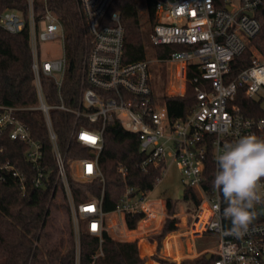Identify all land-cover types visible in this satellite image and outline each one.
Here are the masks:
<instances>
[{
    "label": "built area",
    "instance_id": "obj_1",
    "mask_svg": "<svg viewBox=\"0 0 264 264\" xmlns=\"http://www.w3.org/2000/svg\"><path fill=\"white\" fill-rule=\"evenodd\" d=\"M26 1V12L17 9L0 12V28L11 34L28 29L36 103L24 107L0 104V137L8 135L11 140L25 144L26 161L35 170L32 183L35 188H43L49 182V174L42 166L43 146L20 117L25 113L40 114L52 143L56 185L61 187L60 195L65 197L74 231H78V249L82 225L99 239L102 255L105 233L129 230L127 215H142L138 224L142 229L162 223L168 217L170 197L153 198L156 184L148 191L126 185L116 209L105 212V177L98 157L104 148L106 125L113 122L138 137L144 155L142 171L162 167L157 182L165 173L166 158L171 153L181 170L183 191H196L200 200L191 214L188 236L193 239L205 234L218 236L215 264H264V216L255 209L256 219L246 233L237 237L224 224L228 219L222 216V193L214 187L209 191L204 187L209 152L217 171V157L225 144L250 134L264 139V115L247 116L238 103L242 94L244 99L260 100L263 107L264 51L251 45V39L261 30L257 11L264 0L157 1L151 42L155 47H182L160 62L171 65L172 77L180 82L179 95L189 85L196 97L192 113L177 119L169 116L166 105L156 104L150 62L124 61L125 28L121 15L118 11L108 13L113 0H79L90 32V51L85 58L81 95L71 104L63 92L68 65L63 23L48 7L38 20L35 0ZM57 41L62 47L58 57L41 55V45ZM246 49L252 53L250 65L233 75L232 64ZM190 71L194 76L188 80ZM46 79L52 80L56 87L53 102L47 97ZM55 110L75 117L70 138L85 147L93 158L69 159L63 154L51 116ZM5 151L0 146V157ZM118 171L124 179L127 177L125 167L120 166ZM6 173L17 177L25 190V175L10 161L0 159V180ZM70 177L83 183L98 179L102 183L101 196L77 203ZM258 191L262 197L258 205L264 207V179L259 182Z\"/></svg>",
    "mask_w": 264,
    "mask_h": 264
},
{
    "label": "trees",
    "instance_id": "obj_2",
    "mask_svg": "<svg viewBox=\"0 0 264 264\" xmlns=\"http://www.w3.org/2000/svg\"><path fill=\"white\" fill-rule=\"evenodd\" d=\"M148 10L150 25L156 24V3L158 0H143ZM48 7L60 18L66 32V56L68 60L63 92L66 99L76 101L82 90V79L85 69V58L90 51V32L82 13L79 0H35L37 19L40 20ZM6 9L27 11L26 0H0V12ZM118 11L125 28L124 61L126 63L147 60V39L141 24L139 0H113L108 13ZM261 23L260 32L251 39V45L264 51V5L257 11ZM153 30V29H152ZM180 46H158L156 55L165 60ZM252 59L250 49H246L234 61L232 74L248 67ZM32 57L28 29L11 34L0 28V104L13 107H24L36 103V92L33 85ZM194 76L188 72V80ZM49 102H53L56 87L52 80H44ZM238 96L241 110L250 117L264 115L262 102L256 99H244ZM164 102L172 119L190 115L196 104L195 93L187 86L183 95L164 96ZM54 129L58 137V145L67 158H93L88 150L70 138L76 122L72 114L52 111ZM28 125L34 137L42 143V166L49 174V182L43 188H35L32 178L35 170L25 158V144L13 141L8 135L0 137V146L6 149L1 161H10L25 175V190L19 179L6 173L0 180V264H146L140 256L138 241H122L114 239L109 233L103 236L102 250L99 254V239L90 235L82 225L79 232L80 248L75 246V231L72 229L68 246L64 248V240L52 246L53 210H64L70 218L65 197L60 198L61 187L56 185V163L52 151V143L42 118L38 112L25 113L20 116ZM104 148L98 157L99 168L105 177L103 208L105 212H113L125 192L126 185L141 191L152 190L161 177L162 167L152 168L148 172L141 169L144 155L140 152L138 137L124 130L117 123H108L104 131ZM123 166L127 169L124 179L118 171ZM216 165L209 152L205 166L206 181L204 187L209 191L213 187ZM70 185L74 200L77 203L98 198L102 194V183L96 179L91 183L79 182L70 177ZM182 201L189 209H196L200 200L196 191L186 189ZM176 199L167 200L168 218L165 219L162 231L154 238L161 241L169 233L178 230ZM226 206L223 200V208ZM142 215H127L126 224L129 230H136ZM71 219V218H70ZM231 227L230 220L224 222ZM177 243L175 234L167 239V246ZM181 258L180 252L176 253ZM217 256L210 260L206 255L199 259L181 264H215ZM162 262H166L161 260Z\"/></svg>",
    "mask_w": 264,
    "mask_h": 264
},
{
    "label": "rangeland",
    "instance_id": "obj_3",
    "mask_svg": "<svg viewBox=\"0 0 264 264\" xmlns=\"http://www.w3.org/2000/svg\"><path fill=\"white\" fill-rule=\"evenodd\" d=\"M173 1V0H165ZM139 10L141 14V24L147 39L146 56L151 65V73L153 76L152 88L156 104L164 106V96L179 95L180 82L172 77L171 65L168 63L160 62L156 55V47L152 44L150 35L152 27L150 25L148 10L143 0H139ZM62 52L60 42L50 44H43L40 46V53L42 56L49 58L58 57ZM187 90V87L185 91ZM264 108V103H263ZM184 188L182 181L181 170L177 162L173 159L171 153L166 158V168L162 179L156 183L154 192L152 194L155 199H166L168 197L176 199V214L178 218V230L169 233L161 241V244L154 238L158 235L163 228L162 223H155L152 227L142 229L137 227V232H122L110 231L109 234L112 238L122 241H138L140 256L146 259V264H181L183 262L189 263L190 261L201 258L208 253L215 254V250L219 246V238L216 235L205 234L201 238L193 239L188 236L189 226L191 223V214L194 212L192 207L189 209L186 203L182 201L183 194L180 193ZM62 195H58V201ZM53 238L50 241L52 246L59 244L60 240H64V250L68 246L69 238L72 229H74L73 222L68 217L64 210H53ZM168 218V217H167ZM78 231H75V238H77ZM172 234L176 235L177 243L172 239V242L167 246V239ZM133 237V238H131ZM134 240V241H135ZM77 252V242L75 240ZM180 252L181 258L177 259L176 253ZM164 260L166 262L160 261Z\"/></svg>",
    "mask_w": 264,
    "mask_h": 264
},
{
    "label": "clouds",
    "instance_id": "obj_4",
    "mask_svg": "<svg viewBox=\"0 0 264 264\" xmlns=\"http://www.w3.org/2000/svg\"><path fill=\"white\" fill-rule=\"evenodd\" d=\"M264 179V139L244 135L224 145L217 157L213 187L220 191L226 206L222 216L230 220V233L241 237L256 219L261 203L259 182Z\"/></svg>",
    "mask_w": 264,
    "mask_h": 264
},
{
    "label": "water",
    "instance_id": "obj_5",
    "mask_svg": "<svg viewBox=\"0 0 264 264\" xmlns=\"http://www.w3.org/2000/svg\"><path fill=\"white\" fill-rule=\"evenodd\" d=\"M180 193L183 194L184 191L181 190ZM255 209H256V211H257L258 214L264 216V207L263 206L257 205ZM213 256H214L213 253H208L206 255V257H207L208 260H210Z\"/></svg>",
    "mask_w": 264,
    "mask_h": 264
},
{
    "label": "crops",
    "instance_id": "obj_6",
    "mask_svg": "<svg viewBox=\"0 0 264 264\" xmlns=\"http://www.w3.org/2000/svg\"><path fill=\"white\" fill-rule=\"evenodd\" d=\"M129 232H131L132 230H128ZM132 232H137L136 230H133ZM131 238H133V237H131ZM128 241H130L129 239H127ZM135 240V238L134 239H132V241H134Z\"/></svg>",
    "mask_w": 264,
    "mask_h": 264
},
{
    "label": "snow or ice",
    "instance_id": "obj_7",
    "mask_svg": "<svg viewBox=\"0 0 264 264\" xmlns=\"http://www.w3.org/2000/svg\"><path fill=\"white\" fill-rule=\"evenodd\" d=\"M85 138L94 141V138L91 137H85Z\"/></svg>",
    "mask_w": 264,
    "mask_h": 264
}]
</instances>
